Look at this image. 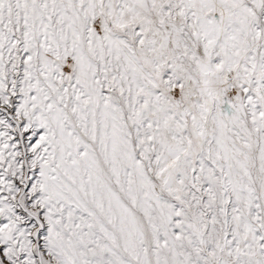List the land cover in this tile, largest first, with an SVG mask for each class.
<instances>
[{"label": "snow or ice", "instance_id": "snow-or-ice-1", "mask_svg": "<svg viewBox=\"0 0 264 264\" xmlns=\"http://www.w3.org/2000/svg\"><path fill=\"white\" fill-rule=\"evenodd\" d=\"M0 264H264V0H0Z\"/></svg>", "mask_w": 264, "mask_h": 264}]
</instances>
